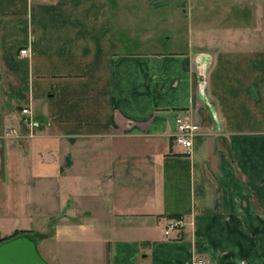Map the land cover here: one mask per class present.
Segmentation results:
<instances>
[{
    "label": "crops",
    "instance_id": "0c3cea01",
    "mask_svg": "<svg viewBox=\"0 0 264 264\" xmlns=\"http://www.w3.org/2000/svg\"><path fill=\"white\" fill-rule=\"evenodd\" d=\"M219 1L152 52L115 49L112 0H0V239L60 215L102 264H264V0Z\"/></svg>",
    "mask_w": 264,
    "mask_h": 264
},
{
    "label": "rangeland",
    "instance_id": "374dc122",
    "mask_svg": "<svg viewBox=\"0 0 264 264\" xmlns=\"http://www.w3.org/2000/svg\"><path fill=\"white\" fill-rule=\"evenodd\" d=\"M193 0H119L115 3L110 20V33L117 50L179 51L187 46L189 37V2ZM216 0H194L212 6ZM232 0H220L227 6ZM214 9V8H213ZM212 13L210 14L211 17ZM66 212V211H64ZM61 217H41L32 215L27 221L14 217L11 220L10 238L25 232L36 241L38 250L49 264H102L94 234L86 227H75L64 222ZM10 226V225H9ZM17 228V229H15ZM84 228V229H83ZM10 240V239H9Z\"/></svg>",
    "mask_w": 264,
    "mask_h": 264
},
{
    "label": "built area",
    "instance_id": "2783aa9c",
    "mask_svg": "<svg viewBox=\"0 0 264 264\" xmlns=\"http://www.w3.org/2000/svg\"><path fill=\"white\" fill-rule=\"evenodd\" d=\"M20 57H30V49H21L19 52ZM22 114L25 116V120L28 122L31 128H34L35 122L32 118V112L27 107L22 109ZM200 131V122L188 117V114L179 112L176 116V130L173 135L174 143L184 150V153H190L193 148L194 138ZM32 136V135H30ZM184 227V219L181 217L169 219L164 233L171 236L172 233L180 231ZM194 264H208L204 258L196 259Z\"/></svg>",
    "mask_w": 264,
    "mask_h": 264
},
{
    "label": "water",
    "instance_id": "95a60500",
    "mask_svg": "<svg viewBox=\"0 0 264 264\" xmlns=\"http://www.w3.org/2000/svg\"><path fill=\"white\" fill-rule=\"evenodd\" d=\"M0 264H49L40 254L36 241L22 234L0 243Z\"/></svg>",
    "mask_w": 264,
    "mask_h": 264
},
{
    "label": "trees",
    "instance_id": "16d2710c",
    "mask_svg": "<svg viewBox=\"0 0 264 264\" xmlns=\"http://www.w3.org/2000/svg\"><path fill=\"white\" fill-rule=\"evenodd\" d=\"M22 234H26V233H24V232H22V233H16L15 235L11 236L10 238H6V239L1 240L0 243H2V242H4V241H7V240H9V239H12V238H14V237H17V236H19V235H22Z\"/></svg>",
    "mask_w": 264,
    "mask_h": 264
},
{
    "label": "bare ground",
    "instance_id": "6f19581e",
    "mask_svg": "<svg viewBox=\"0 0 264 264\" xmlns=\"http://www.w3.org/2000/svg\"><path fill=\"white\" fill-rule=\"evenodd\" d=\"M25 233V232H24Z\"/></svg>",
    "mask_w": 264,
    "mask_h": 264
}]
</instances>
